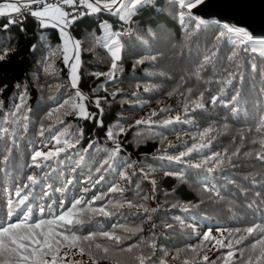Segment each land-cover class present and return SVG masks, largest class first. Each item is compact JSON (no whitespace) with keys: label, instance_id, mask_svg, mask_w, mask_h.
I'll return each mask as SVG.
<instances>
[{"label":"trees","instance_id":"16d2710c","mask_svg":"<svg viewBox=\"0 0 264 264\" xmlns=\"http://www.w3.org/2000/svg\"><path fill=\"white\" fill-rule=\"evenodd\" d=\"M157 7L163 11L157 14L152 9L142 10L141 15L134 17L132 24L135 28V22H139L137 35L147 41V45L138 42L135 37H121L124 47L119 63L122 71L117 73L119 79L114 83L105 84L104 77L97 79L91 75L107 72L111 63L110 55L97 43V38L103 35L98 22H110L113 30L120 29L123 22L119 21L117 15L101 11L98 14L85 15L69 28V33L81 41L79 89L89 98L84 103L90 112H96L97 109L91 103L96 97L107 96L111 102L110 104L101 102V107L105 110L102 117L103 128L98 127L94 120L63 115L67 111V106L60 110V118L65 121L64 125L55 123L56 114L51 120L45 119L49 109L56 108L70 95L74 96V89L70 85V69L63 63V54L58 48L61 44L60 34L54 27L40 29L37 19L30 15L22 20V25L14 24L4 31L2 29L7 23V17H0V55L5 50L8 53L5 59L0 61V89H3L0 94V100L3 101L0 120L5 119L13 110L14 103H19L16 98L22 93L26 95L27 107L31 109V112L27 113L29 117L26 122L27 128L8 123L3 125L9 129V133L0 140V148L4 150L0 155L8 154L11 158L7 163L0 161V220L5 218L7 205L15 199L17 188L26 183L29 176L34 175L38 179L33 189L35 198L30 201L34 218L39 215L41 207L47 212L51 206L55 211L60 201H64V209H67L73 200L82 194L84 199L88 200L96 195L108 193V189L113 185H119L124 189L123 194H110L114 202L126 200L141 202V197L147 194L149 200L146 206L150 208L157 207V204L162 206V210L152 214L151 219L145 214L125 208L111 218L96 217L91 224L85 225L84 234L89 229L112 230V226L118 224L142 227V233H137L131 240L125 242L130 244L136 242L141 235L145 240H149L152 237V224L155 223L158 226L156 229L158 250L153 257L156 264H160L162 260L167 261V264H181L184 258L190 259L191 253L184 250L190 245L200 244L202 234L209 228L213 235L220 238L217 229H245L256 223L264 224V203L255 197V193L260 192L264 198V187L261 186L264 185V163L255 159V153L261 151L259 141L264 139V57L259 55L264 46L248 42L245 45L248 52L245 53L243 51L245 46L239 45L238 42L230 44L214 41L215 35L223 30L224 24L243 27L249 32L250 30L242 23L233 25L217 21L214 17H203L195 10L194 14L206 19L207 23L202 25L200 30L186 34L185 28L179 24L178 13L181 9L178 3L170 4L169 0H157ZM146 21L151 22L156 34L155 39L142 30L146 27ZM21 26L24 31H21ZM189 27L191 28V25ZM41 35L45 36L44 40L40 39ZM253 39L264 40V37L253 36ZM213 43L217 45V55L212 64H206L199 70L197 76L204 55L213 50ZM32 45H37L36 51L31 50ZM252 47H257V53L251 52ZM233 48L239 52L235 61L229 60ZM53 52L56 55H50ZM143 55H155L157 60L146 61L134 68L135 60ZM46 56L47 62L52 63L56 69L55 72L44 71ZM252 63L256 64L255 71L251 68ZM229 72L235 73L236 79L232 85L220 92L223 85L218 81L225 79ZM241 73L243 80L240 79ZM17 84L21 85L20 89H17ZM137 85L141 87L137 88ZM104 88H107V92ZM145 88H149L150 91L146 92ZM93 89L96 91L93 92ZM117 89L123 91L113 100L110 93ZM134 92L136 96L132 95ZM200 92H204L202 101ZM237 92L239 97L233 102L231 97ZM213 95L223 99L224 104L218 100L213 106L211 104ZM193 101L202 102L205 107L192 111ZM140 104L144 106L140 107ZM185 104L189 105L188 113L184 111ZM233 107L237 109L235 113L231 110ZM161 108H169L171 111L153 117L158 124L177 115L180 116L181 122L165 128L154 127V132L160 134L158 136L148 135L147 126L140 125L117 137L122 147L120 155L129 162L135 161L137 165L143 167L148 173L146 179L139 174L133 176L129 170L130 181L123 180V167L119 161H114L111 166H105L99 173L96 172V168L107 158V153L100 149L114 147L106 136L108 127L119 119V122L128 129L129 125H135L136 120L147 119L153 110L159 112ZM41 123H44L46 129L49 124H53L52 132L45 131L44 136H40ZM13 128L16 137L14 144L10 143ZM65 128L68 136L62 139L71 138L73 143L77 138L76 134L83 129L80 144L66 149L53 160L42 162L40 167L34 166L30 159L34 151H48L54 145V141L50 142L51 135L57 131H64ZM209 128L213 131L203 142L211 139L212 143L202 154L193 153L185 158L186 162L183 163L156 159L162 155H178L187 147L201 143L199 139L194 138H198ZM137 132L141 133L139 137L135 135ZM161 140H164L163 144ZM90 141H95L93 148L85 152L84 149ZM237 148H240L238 157H233L231 163L226 162L214 173L207 174L209 187L214 185L218 188L220 196L204 192L202 185L197 182V177H203L205 173L203 170L188 168L187 163H200L214 152L224 153L227 150L228 154H231ZM9 149L12 150L9 152ZM246 152L252 155L245 156ZM81 156L84 157L83 162L80 161ZM225 159L227 160V157ZM181 170L186 177L183 183L174 175H165V172L175 173ZM69 179L72 180L71 184H67ZM152 180H155V185L150 183ZM45 190L49 193L46 197L42 196ZM153 192L156 194L155 201L151 200ZM253 202L255 207L249 208L248 205ZM102 203L104 201H97L93 206ZM173 204H191V210L183 213L179 207L172 208ZM176 216H181L185 225H195V228L179 224L173 219ZM165 224L173 225V229L163 227ZM229 239H233L234 242V237ZM227 242L225 240V243ZM209 249L206 250V254L213 264H222L218 257L222 258L227 249L217 252L211 245ZM177 252H180V259H172ZM75 259L81 258L76 256ZM83 259L86 261L87 257ZM101 264L111 262L105 260Z\"/></svg>","mask_w":264,"mask_h":264},{"label":"snow or ice","instance_id":"6c2138e0","mask_svg":"<svg viewBox=\"0 0 264 264\" xmlns=\"http://www.w3.org/2000/svg\"><path fill=\"white\" fill-rule=\"evenodd\" d=\"M169 3H178L179 24L185 28L186 34L192 31H198L202 25L207 23L206 19L200 18L194 14L193 10H199L200 6L208 7L209 0H169ZM35 6V7H34ZM65 6L70 8L71 11L65 10ZM83 8L85 11H81ZM152 9L157 14L163 11L162 8L157 7V0H55V2H49V0H2L0 2V17H7V23L3 25L4 31H7L14 24H21L22 21H17L14 16L17 14L27 13L28 15L36 18L40 29H46L48 27H54L60 34L61 44L58 46L63 54V63L70 69L69 78L70 85L74 89V96L70 95L68 99H65L62 103H59L56 108L49 109L45 115L46 120H51L53 115L56 114V124L64 125L65 121L60 118V110L67 106V111L63 115H74L77 119L94 120L98 127L103 128V114L104 108L101 107V102L111 103L108 101L107 96L96 97L91 101L97 109L96 112H90L88 106L84 103L89 99L82 94L79 89V68L81 61V41L71 36L68 29L75 24L79 19H82L85 15H93L101 13V11L108 12L113 15H117L119 21L123 22L121 28L113 30L108 21L98 22V27L102 30L103 35L97 38V43L100 44L110 55L111 63L107 72L91 73L92 76L99 79L104 77V83L118 82V72L122 71L120 61L122 60L123 43L121 37H135L138 42L147 45V41L142 40L137 35V29L139 28V22L136 23V27L133 28L134 17L141 15L142 10ZM191 25V28L189 27ZM160 27V25H157ZM150 37L155 39V32L151 26V22L146 21V27L142 29ZM21 31H24L21 26ZM41 40L45 39V36H40ZM214 41L226 42L230 44H236L245 46L248 42H254L257 45L264 46V40L254 41L253 35L248 30L239 26H230L228 24L223 25V30H220L215 35ZM37 45H32V51H36ZM212 49L208 54L204 55L203 61L197 70V76L199 70L203 69L204 65L212 64L217 55V45L213 43ZM90 50V49H89ZM243 51L248 52V47L245 46ZM252 53H257V47L251 48ZM7 50L0 55V61H3L7 56ZM50 55H56L55 52ZM259 55L264 57V48H261ZM239 56V52L233 48L229 60L235 61ZM157 60L155 55H143L136 59L133 67L136 65L144 64L146 61L154 62ZM48 57L44 58V71L46 73L55 72L52 63L47 62ZM239 67V65H237ZM251 68L256 70V64L252 63ZM236 79V74L229 72L227 77L218 83H221L220 92L224 91V88L232 85L233 80ZM240 79L243 80V74H240ZM6 87V86H5ZM17 89L21 88L20 84L16 85ZM140 88V85L136 86ZM146 92L150 91L149 88L144 89ZM93 92L96 89L92 90ZM107 92V88H104ZM122 89L110 93L113 100H115L118 93L122 92ZM191 92V89L188 90ZM3 89H0L2 94ZM26 92V89L24 90ZM136 96V93H132ZM200 100H203L204 92L199 94ZM239 92L231 97L233 102L237 101ZM16 99L19 103H14L12 111L5 119L0 120V140L9 133V129L3 127L5 123L14 125L20 128H27V121L29 119L27 113L31 112V109L27 107V97L25 94H20ZM224 104L223 99L218 95L211 96V104L215 106L217 101ZM79 101V102H77ZM192 111L196 109H203L204 103L193 101ZM140 104V107H143ZM227 107V105H225ZM3 110V101L0 100V111ZM189 105H184L185 113L189 112ZM232 112L235 113L237 109L233 107ZM171 109L161 108L159 112L153 110L151 115L147 119L136 120L135 125H129L126 129L119 119L111 127L107 128L106 136L109 141L112 142L114 147L111 149H100L107 153V158L103 160L100 167L96 168V172H101L105 166H111L114 161H119L122 164V179L130 181L129 170L132 175L139 174L143 178L148 177V173L144 171V168L137 165L135 161L129 162L124 156H121L122 147L117 137L121 134H126L128 130L140 125L147 126V134L150 136H158L159 133L154 132V127L165 128L171 124L181 122V118L177 115L174 118L164 119L159 124L153 117H157L161 113H168ZM120 119H127L120 117ZM54 125L49 124L47 129L44 123L40 124L39 135L44 136L45 131L52 132ZM227 128V125L224 126ZM213 129L209 128L202 132L198 138L201 143L193 144L191 147H187L185 151H181L178 155H162L156 157V159H167L169 162L183 163L186 162L185 158L190 157L193 153L202 154L206 148L211 146L212 140L209 139L206 143L203 142L205 137L208 136ZM83 129H80L76 134L75 142H72L71 138L62 139L64 136H68L67 128L64 131H57L51 135L50 142L54 141V145L48 151L36 150L31 155L30 159L32 164L36 167H40L42 162L53 160L58 157L60 153L64 152L68 148H74L80 144L82 139ZM136 137L141 135L137 132ZM15 128L12 131V139L10 143L15 142ZM243 139V138H242ZM95 141H90L87 147L84 149L87 152L93 148ZM164 143V140H161ZM256 143V141H253ZM261 151L255 153V159L264 163V139L259 141ZM62 145V146H61ZM169 147H174L169 145ZM12 149H9L10 152ZM158 151H160L158 149ZM166 151V149L164 150ZM4 150L0 148V153ZM240 155V148H237L231 154H228L227 150L224 153L214 152L207 156L206 159L200 163H187L188 168H195L197 170H203L205 175L203 177H197V182L202 185L204 192L210 193L216 197L220 196V191L214 185L209 187V181L207 174L214 173L224 164L231 163L233 157ZM245 156H251L252 153L246 152ZM227 157V160L225 159ZM10 155H0V161L7 163L10 159ZM80 161H84V157H80ZM208 165H211L210 167ZM154 171V169H152ZM165 175H174L180 182H185L186 177L184 172L178 171L175 173L165 172ZM103 177H101L102 179ZM97 183L99 181H96ZM38 183L36 176H29L27 182L17 188L15 191V199L7 205L5 218L0 220V264H101L102 261H110L111 264H156L153 257L157 253L156 244V229L157 225L152 224L151 231L152 237L149 240H145L141 235L137 241L130 244H125L127 240H131L132 236L137 233H142L143 228L140 226L129 227L123 224L113 225L112 230L92 231L89 229L84 234L85 225L91 224L96 217L111 218L117 213L121 212V209H127L129 211H135L136 213L145 214L148 219H151V215L162 210V206L157 204V207L150 208L147 205L149 196L145 194L141 197V202H133L132 200L126 201H113L110 198L111 193L123 194L124 189L119 185H113L108 189V193L104 195H96L91 199H84L82 194L80 197L75 198L71 205L64 209V201H60L58 208L54 211L49 206L47 212L44 207L39 209V215L34 218L33 208L31 207V199L35 198L34 186ZM72 180L69 179L67 184H71ZM155 185V180L150 181ZM253 183H256L253 181ZM94 186V185H93ZM264 187V185H261ZM49 193L45 190L42 196L46 197ZM107 197V198H106ZM255 197L264 203V198L261 197L260 192L255 193ZM151 200H156V194L153 192ZM97 201H104L99 206H93ZM179 207L183 213H188L191 210V204L189 205H177L173 204L172 208ZM249 208L255 207V202L248 205ZM122 214V213H121ZM179 224L185 227L195 228V225H185L181 216L173 217ZM163 227L173 229V225L165 224ZM219 237L212 234V230L209 228L202 234V239L198 245H190L188 249L184 250L191 253V258H184L181 264H213V261L206 254V250L209 249V245L215 248L217 252L222 249H227L226 254L223 257H218L222 260V264H264V224L256 223L245 229H217ZM227 233V235L225 234ZM199 235V233L197 234ZM229 237H234L229 239ZM251 238V239H249ZM225 240L228 242L225 243ZM248 243H245V242ZM239 246V247H238ZM164 251L163 249H160ZM148 254H145V253ZM237 253L239 255L237 256ZM167 254V253H165ZM79 256L81 259H75ZM87 257L85 261L83 258ZM174 260L180 259V252L172 257ZM160 264H167V261H160Z\"/></svg>","mask_w":264,"mask_h":264},{"label":"water","instance_id":"95a60500","mask_svg":"<svg viewBox=\"0 0 264 264\" xmlns=\"http://www.w3.org/2000/svg\"><path fill=\"white\" fill-rule=\"evenodd\" d=\"M195 11L220 22L242 23L253 36L264 37V0H209L208 7Z\"/></svg>","mask_w":264,"mask_h":264},{"label":"built area","instance_id":"2783aa9c","mask_svg":"<svg viewBox=\"0 0 264 264\" xmlns=\"http://www.w3.org/2000/svg\"><path fill=\"white\" fill-rule=\"evenodd\" d=\"M49 2H55V0H49ZM34 7H35V6H34ZM65 10H67V11H71V9H70V8H67V6H65ZM80 10H81V11H85V9H83V8H81ZM27 16H28L27 13H23V14H17V15H15L14 18H15L17 21H22V20H24ZM132 27H133V26H132ZM68 31H69V29H68ZM71 36L75 38L74 35H71Z\"/></svg>","mask_w":264,"mask_h":264},{"label":"rangeland","instance_id":"374dc122","mask_svg":"<svg viewBox=\"0 0 264 264\" xmlns=\"http://www.w3.org/2000/svg\"><path fill=\"white\" fill-rule=\"evenodd\" d=\"M108 23L112 26V24L110 22H108Z\"/></svg>","mask_w":264,"mask_h":264},{"label":"crops","instance_id":"0c3cea01","mask_svg":"<svg viewBox=\"0 0 264 264\" xmlns=\"http://www.w3.org/2000/svg\"><path fill=\"white\" fill-rule=\"evenodd\" d=\"M0 2H2V0H0Z\"/></svg>","mask_w":264,"mask_h":264}]
</instances>
